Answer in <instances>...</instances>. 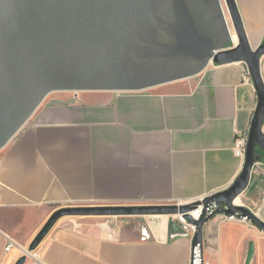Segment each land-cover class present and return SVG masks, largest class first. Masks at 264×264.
<instances>
[{"label": "crops", "instance_id": "crops-1", "mask_svg": "<svg viewBox=\"0 0 264 264\" xmlns=\"http://www.w3.org/2000/svg\"><path fill=\"white\" fill-rule=\"evenodd\" d=\"M236 3L256 49L264 42V0ZM248 69L243 61L210 63L194 77L142 91L50 93L0 150V264H16L61 206L173 204L228 189L243 170L236 135L250 131L258 105ZM261 72L264 79V54ZM259 153L236 203L264 221ZM223 213L203 224L206 263L246 264L253 244L250 264H264V230ZM137 216L57 223L25 264H189L191 238L173 229L169 214Z\"/></svg>", "mask_w": 264, "mask_h": 264}, {"label": "water", "instance_id": "water-1", "mask_svg": "<svg viewBox=\"0 0 264 264\" xmlns=\"http://www.w3.org/2000/svg\"><path fill=\"white\" fill-rule=\"evenodd\" d=\"M224 1L230 21L222 0H0V150L52 92L142 91L194 77L210 63L243 61L258 92L245 164L233 185L204 202L215 201L219 212L249 219L264 230V221L236 203L262 159L257 149L264 151V42L251 47L236 0ZM195 206H61L31 241L29 252L65 216L170 215ZM206 219L199 221L195 242H202ZM253 252L251 244L246 264ZM28 256L25 252L16 264H25Z\"/></svg>", "mask_w": 264, "mask_h": 264}, {"label": "built area", "instance_id": "built-area-1", "mask_svg": "<svg viewBox=\"0 0 264 264\" xmlns=\"http://www.w3.org/2000/svg\"><path fill=\"white\" fill-rule=\"evenodd\" d=\"M248 77L250 76L249 69L247 70ZM249 142V131L239 132L236 135L235 143H234V152L237 157H240L243 161V167L246 160L247 148ZM260 163H263L260 161ZM264 164V163H263ZM210 195H206L200 199L189 201V202H178V205L185 204H194L196 206L189 211L180 212L177 214H170V223L177 226L182 233L189 236L191 238V251H190V259L189 264H207L203 251L202 242H195V236L199 231V221L202 218H209L215 214L219 213V205L215 201L204 202L205 198ZM224 219L234 220L240 219L241 216L238 215H230L227 213L222 214ZM14 244V241L11 240L6 247V250H9Z\"/></svg>", "mask_w": 264, "mask_h": 264}, {"label": "rangeland", "instance_id": "rangeland-1", "mask_svg": "<svg viewBox=\"0 0 264 264\" xmlns=\"http://www.w3.org/2000/svg\"><path fill=\"white\" fill-rule=\"evenodd\" d=\"M142 218H143L142 216H137V215H119V216H81V215H75V216H65V217L61 218L58 221V223H60V222H69V223L77 222L79 224L83 223L84 225H86V224L89 225V224H99L101 222L102 223L110 222L112 224H121L122 222H126V221H141ZM34 224L35 223L33 222L32 226L30 224L28 226V228H26V229L32 230V228L34 227ZM30 243L26 245V247H25L26 251L25 252L29 253L28 260H36V258L32 255L33 252H29ZM34 252H36L38 255V249L35 250Z\"/></svg>", "mask_w": 264, "mask_h": 264}, {"label": "bare ground", "instance_id": "bare-ground-1", "mask_svg": "<svg viewBox=\"0 0 264 264\" xmlns=\"http://www.w3.org/2000/svg\"><path fill=\"white\" fill-rule=\"evenodd\" d=\"M222 4H223V7H224V9H225V13H226V15H227V18H228V20L230 21L229 11H228V8L226 7V4H225V1H224V0H222ZM234 37H235V39L237 40V36L234 35Z\"/></svg>", "mask_w": 264, "mask_h": 264}, {"label": "trees", "instance_id": "trees-1", "mask_svg": "<svg viewBox=\"0 0 264 264\" xmlns=\"http://www.w3.org/2000/svg\"><path fill=\"white\" fill-rule=\"evenodd\" d=\"M259 151H262V149L261 148H258L257 149V153H259ZM264 152V151H263ZM260 154V153H259ZM261 155V154H260Z\"/></svg>", "mask_w": 264, "mask_h": 264}]
</instances>
